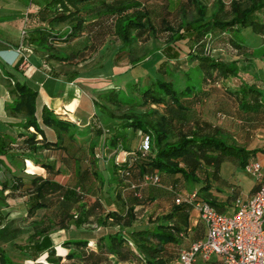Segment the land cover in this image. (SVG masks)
<instances>
[{
  "label": "trees",
  "instance_id": "1",
  "mask_svg": "<svg viewBox=\"0 0 264 264\" xmlns=\"http://www.w3.org/2000/svg\"><path fill=\"white\" fill-rule=\"evenodd\" d=\"M43 1L34 13L35 32L28 35V40L47 60L83 61L86 52L98 50V37L107 33L119 42L115 59L128 55L135 63L141 60L135 53L136 44L157 36L145 0ZM189 1L195 13L187 17L180 0H164L166 12H175L178 7L184 14L175 18L176 25L162 16L159 29L170 33L167 42L158 48L163 57L155 68L156 74L144 81L132 78L125 91L116 85L99 91L93 98L95 113L86 126L79 127L42 107L41 121L55 130V141L45 138L35 115L37 89L0 63V78L7 83L10 95L4 109L7 114L20 117L11 124L16 126L14 133L0 126V165L10 173L9 179H0V244L11 242L26 258L50 264H60L63 256L80 264H106L108 256L121 262L179 264L183 240L189 232L194 240L204 236L203 222L191 223L192 205L174 201L177 194L192 190H180L179 179L191 184L200 182L196 189L199 197L223 211L224 204L212 196L210 181L219 177L225 159L244 167L258 148L239 143L231 132L200 115L198 108L217 83L243 112L264 106V80L246 79L239 72L250 73L248 67L213 57L211 48L215 43L228 45L244 55L247 61L243 65H251L256 56L254 48L240 36V29L252 28L264 43V0ZM25 34L24 30L23 39ZM75 38L68 52L64 50L68 49L66 45L57 44H69ZM179 39L189 42L188 58L196 60L192 68L197 74L179 68L180 53L174 44ZM233 78L236 84L227 86ZM104 119L112 120L108 128L104 127ZM37 134L42 135L41 139H37ZM146 135L149 147L144 151L139 145ZM75 140L79 144L77 150L66 152L61 159L65 167L72 164L69 177L63 181L58 178L63 172L56 163L54 167L51 162L34 157L50 146L68 149ZM100 141L113 146L116 152L120 149L118 152L125 156L112 163L105 184L98 183L99 154L95 146ZM10 150H15L12 158L33 160L55 174V179L37 173L19 174L14 160L8 158ZM149 173H157L159 182L144 183L143 176ZM170 181L171 187L164 190L173 196L174 205L156 215L149 213L145 220L136 223L139 211ZM4 190L9 195H21L24 216L9 218L1 211L7 204ZM33 216L39 219L29 220ZM59 228L73 232L63 241L69 249L59 250L63 256L55 251L51 237L52 231ZM0 264H15L6 258L2 248Z\"/></svg>",
  "mask_w": 264,
  "mask_h": 264
},
{
  "label": "crops",
  "instance_id": "2",
  "mask_svg": "<svg viewBox=\"0 0 264 264\" xmlns=\"http://www.w3.org/2000/svg\"><path fill=\"white\" fill-rule=\"evenodd\" d=\"M43 2V0H0V50H3L2 54L5 60L9 61L6 62L0 60V63L3 65L5 70L15 72L20 78L25 77L26 80L37 89V95L35 98V115L40 127L42 128L45 138L50 141H55V130L41 121L42 107L46 106L55 112L59 118L73 121L79 127H84L89 123L92 115L95 113L93 98L99 91L105 90L109 87H100L92 82H87V69L90 66L87 69L81 68L80 66L81 62H86L89 59H85L78 63H69L53 59L47 60L45 58V54L41 50L37 49L34 43L29 42L28 35H33L35 32L33 30V27L36 24L34 20V13L38 11ZM62 29H64V26L61 27V30ZM24 30L26 34L23 39L22 34ZM76 39L77 38L71 40L69 44L64 42H58L57 44L61 47H65L66 45L68 49H63L68 52L70 49L69 46L73 47ZM18 46H20L25 53L24 61L17 59L15 49ZM69 66H72L73 68ZM243 67H248V71H250V73H244L250 78L257 79L258 77V81L264 80V58L261 60L255 59L251 62V65H244ZM234 84L236 83L233 79L227 86H233ZM223 89L225 90L224 87ZM224 94H226L230 100H233L231 101L233 106L230 107L228 106L229 104L227 105L223 100L221 101V104H216V107H220L225 111L224 121L218 119L214 110L208 108V105L206 106L205 103L198 108L199 114L212 122L221 125L226 130L231 132L233 136L237 130V136H234L236 140L246 147H257L258 150L252 158L258 159L264 163V106L254 112H243L239 109L237 102L232 98V96L228 95L227 91H225ZM9 97L10 95L7 89L0 80V126L14 133L16 126H11V124L19 121L20 117L6 113L4 105ZM103 121L105 128H108L112 122L111 119H104ZM30 128V130L34 131L33 127ZM41 137V134H37V139H41ZM102 139L103 136L101 140ZM77 145L79 146L78 141L75 140L70 143L68 149L55 148L54 146L46 147L34 154V157L40 161L51 162L54 167L55 163L57 167H65V164L61 161L63 155H65L66 152L67 154L75 152L77 150ZM96 146L95 151L100 154L97 159L98 168L101 165L105 169L107 163L102 156L106 151L105 148L110 145H102V141H100ZM13 152H15V150L9 151V159L12 158ZM99 157L102 158L103 161L102 159H99ZM16 159L21 160L22 158L14 157L11 160L13 161ZM68 159L70 162L71 158L69 157ZM30 162L29 163L33 166V168H38V171L34 172L43 176L53 177L55 179V174L47 172L45 167L35 163L33 160H30ZM233 162L235 161L233 160ZM71 167L72 164H69L66 168L70 171ZM66 175L69 177L70 173ZM109 175L110 174H108V176ZM105 179H107V177ZM59 180L61 181V179ZM210 184L212 196L218 203L224 204L223 211L228 212L233 208L232 203L235 197L245 199L252 194L257 187V179H245V181L238 179L231 182L227 181L219 171V177L213 178L210 181ZM178 185L180 190H191L198 189L201 186V183L195 182L191 184L185 179L180 178ZM170 187L171 181L167 186L164 185L163 189L159 188V190H157L159 191V194H157L156 197L144 207L142 212L139 211V216L136 221L145 220L149 213L156 215L169 210L174 205L173 196L164 189ZM7 198V204L1 208V211L8 215L7 217L11 218L24 216L26 214L22 197H19L18 201H12L11 195ZM36 218L37 216H33L30 217L29 220ZM190 219L192 225H195L199 221L194 209L191 210ZM72 233L71 229L68 231L64 228L54 229L51 233L54 245L57 242L63 243V241L70 237ZM193 240L194 238L191 237V233L189 232L188 236L183 240L185 244L181 247V249L188 246ZM65 247L67 250L69 249V247ZM0 248H2L4 252L6 250L10 252H18L11 242L1 243ZM26 259H28V261L32 264H42L41 261H35L30 258ZM75 263L77 264L78 261ZM193 264H222V261L216 255H212L209 259H204L200 255H197Z\"/></svg>",
  "mask_w": 264,
  "mask_h": 264
},
{
  "label": "rangeland",
  "instance_id": "3",
  "mask_svg": "<svg viewBox=\"0 0 264 264\" xmlns=\"http://www.w3.org/2000/svg\"><path fill=\"white\" fill-rule=\"evenodd\" d=\"M226 3H228L230 0H224ZM145 3L147 7L149 8L151 12V17L156 24L157 27V36L150 37L148 41L146 42H138L136 44V55L141 58V60L132 63V60L130 56L126 55L121 57L120 59H115V49L117 45H119V42L117 39H115L114 36L105 33L103 36L98 37L97 43H98V50H96L94 53L89 54V52H86L85 59H89L86 62H81V68L87 69V76L88 79L87 82H92L96 85H99L100 87H111V86H120L125 91V88L127 86V83L135 77H138L141 79V81H144L150 76H154L155 68L158 65V61L163 57L162 53L158 50V48L163 45L165 42H167L168 35L170 33L169 30H161L160 25L162 24V16L168 19L171 24L176 25L178 17L180 12V9L177 7L176 11L166 12V9L163 7L165 4L164 0H145ZM180 3L185 6V13L187 17H190L192 14L195 13V9L192 3H190L189 0H180ZM180 4V5H181ZM210 7V6H209ZM184 14V13H182ZM240 36L244 39V41L252 46L254 48V58L256 60L262 58V54L264 51V43H262L261 36L257 33H255L252 28L250 27H243L240 29ZM77 40V39H76ZM100 40V42H99ZM102 40V41H101ZM176 47L179 50L180 58L178 59L179 68L181 70L188 72L191 71V73L197 74V70H193L192 66L196 63V60H190L188 58V53L190 50L189 42L185 39H179L174 42ZM211 48V55L213 57H217L218 59L224 60V61H234L237 62L238 66H244L243 63L247 60H244V55L239 54L238 52H235L230 46L224 45L222 43H215L212 45ZM154 50L153 53H149V50ZM20 61H24V58L22 56L17 58ZM263 59V58H262ZM19 62V61H18ZM80 62V61H78ZM76 62V63H78ZM246 66V65H245ZM72 67V66H69ZM73 68V67H72ZM71 69V68H70ZM240 75L245 77L246 79H251L248 75L244 74L243 70L239 72ZM200 77V76H199ZM235 78V77H234ZM233 78V79H234ZM2 81V84L5 86V88L8 91L7 83L0 78ZM236 81V79H234ZM216 85V89L212 91L211 96L204 100L205 105L214 110V113L216 116H218V119L223 120L224 119V113L225 111L220 108L216 107L217 103L221 104V101H225V103L230 107L233 106L232 102L233 100H230V98L224 94L225 90L223 89V86L220 83L214 84ZM264 92V87L261 88ZM220 101V102H219ZM224 121V120H223ZM31 129V128H30ZM237 130L235 131L234 136L236 135ZM235 138V137H234ZM97 147V146H95ZM106 147V146H105ZM111 147V148H110ZM99 149V148H98ZM113 146H109L105 148V153L103 154L102 158L107 163L106 168L104 169L103 166H99V184H105L106 183V177H108V174L111 172V166L112 163L115 161L116 156L120 157L121 152L116 154V150H113ZM57 153V152H56ZM100 156V154H99ZM99 157V159H102ZM102 159V161H103ZM29 160V159H28ZM30 160L27 161L25 159H16L14 160L16 170L19 174L25 175V174H32L34 171H38V168H33L32 165H30ZM62 169L63 174L59 175L58 178L62 181L67 178V175L69 173V169L63 166H60ZM34 172V173H36ZM221 175L227 180V181H236L238 179H242L245 181V179H253L255 176L248 171L244 167H241L236 162H233V160L225 159L221 163L220 167ZM10 173H7L6 168L3 165H0V179H9ZM105 180V181H104ZM103 191V190H102ZM3 196L7 197L10 196L7 194V190H4ZM12 201H18L19 197H21L20 194L11 195ZM5 200V201H6ZM10 200V201H11ZM109 205H106L105 207H108ZM17 207V206H16ZM36 219H39L38 217ZM138 221H136L137 223ZM92 227H94V223L90 224ZM130 227V226H128ZM55 251L63 256L64 253H59V250L62 249L64 252L67 250L65 245L61 242H57L54 246ZM5 256L7 259L11 260V262L15 264H32L26 259V257L19 253V252H10L5 251ZM42 264H47L46 262L41 261ZM76 262V261H75ZM72 259L63 258L61 259L60 264H76ZM77 264H80L79 262ZM106 264H139L135 261H126L121 262L116 260L112 256H108V260Z\"/></svg>",
  "mask_w": 264,
  "mask_h": 264
},
{
  "label": "built area",
  "instance_id": "4",
  "mask_svg": "<svg viewBox=\"0 0 264 264\" xmlns=\"http://www.w3.org/2000/svg\"><path fill=\"white\" fill-rule=\"evenodd\" d=\"M15 50L18 57L25 58L21 47L18 46ZM139 147L144 151L148 149L147 135ZM118 151L120 149L116 154ZM117 156L115 162L125 159L124 155ZM244 168L255 176L257 187L245 199L235 197L231 211L218 210L207 200L200 198L196 189L175 196V203L191 204L197 218L205 226L204 236L193 240L180 251L179 264H193L197 255L204 259L216 255L224 264H264V163L251 158ZM159 179L157 173L143 176L144 183H157Z\"/></svg>",
  "mask_w": 264,
  "mask_h": 264
},
{
  "label": "clouds",
  "instance_id": "5",
  "mask_svg": "<svg viewBox=\"0 0 264 264\" xmlns=\"http://www.w3.org/2000/svg\"><path fill=\"white\" fill-rule=\"evenodd\" d=\"M2 52H3V50H0V58L7 62L8 60H5V58L3 57ZM17 58H18V55H17ZM8 62H9V61H8Z\"/></svg>",
  "mask_w": 264,
  "mask_h": 264
}]
</instances>
